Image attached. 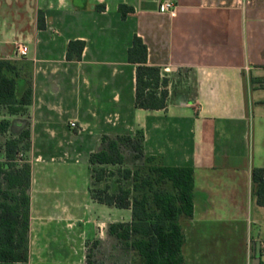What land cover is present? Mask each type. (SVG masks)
I'll use <instances>...</instances> for the list:
<instances>
[{"label":"crops","instance_id":"crops-1","mask_svg":"<svg viewBox=\"0 0 264 264\" xmlns=\"http://www.w3.org/2000/svg\"><path fill=\"white\" fill-rule=\"evenodd\" d=\"M164 1L0 0V60H27L17 96L32 87L26 115L0 112L11 121L0 142L31 133L30 257L0 264H87L91 230L120 250L109 233L118 222L91 220L81 209L84 202L118 209L92 198L89 158L103 136L138 130L145 157L194 170L184 264H253L258 244L264 264V207L251 179L253 168H264V0H169L174 10L161 13ZM123 4L134 8L126 18ZM135 35L148 65L168 79L193 73L194 97L173 95L169 82L165 109L136 106L137 65L128 60ZM78 40L82 59L70 61L69 44ZM19 43L28 46L25 58L16 55Z\"/></svg>","mask_w":264,"mask_h":264},{"label":"trees","instance_id":"trees-1","mask_svg":"<svg viewBox=\"0 0 264 264\" xmlns=\"http://www.w3.org/2000/svg\"><path fill=\"white\" fill-rule=\"evenodd\" d=\"M99 10L104 6L97 7ZM123 18L134 11L120 5ZM38 26L45 28L42 11ZM84 41H71L67 59H82ZM128 60L137 65L136 106L146 110L167 107L169 79L159 67L148 65V48L142 38L135 35L128 51ZM20 72L17 63L0 60V112L8 115H26L32 104L29 84L21 97L17 96ZM257 83L256 79H251ZM9 119L0 120V134L10 129ZM103 147L90 155L93 185L91 196L99 204L131 210L130 222L109 226V233L120 245L137 254L143 264H184L186 243L184 221L194 213V170L191 167H170L144 155V133L135 135L103 136ZM132 145L141 165L126 166L123 146ZM31 133L23 130L18 137H7L0 142V262L27 263L30 257V222L32 167L28 160ZM23 153L19 159L18 154ZM117 167L116 171L108 168ZM118 176L116 187L111 179ZM253 195L257 205L264 207V168L251 172ZM102 188H98L100 185ZM87 264H96L93 253L87 254Z\"/></svg>","mask_w":264,"mask_h":264},{"label":"rangeland","instance_id":"rangeland-1","mask_svg":"<svg viewBox=\"0 0 264 264\" xmlns=\"http://www.w3.org/2000/svg\"><path fill=\"white\" fill-rule=\"evenodd\" d=\"M17 64L18 70L26 69L24 65H29L27 60H19ZM20 65V66H19ZM170 89L174 94H184L186 98L194 97L195 95V85H194V76L193 73L189 70H182L179 73H170L169 77ZM123 153L126 156V166L133 168L136 165H141L143 160L137 161L135 159L136 154L133 153L132 145L126 144L123 146ZM2 157V156H0ZM109 171H116L117 167L108 168ZM118 176H115L111 179V185L115 188L116 180ZM101 184L98 188H102ZM84 206L81 209L84 216H88L91 220L99 221H117V222H130V212L128 210H118L110 209L98 204H89L84 202ZM87 204V205H86ZM93 226H91L92 229ZM93 231H90L89 239L85 243V250L88 253H93L94 261L96 264H143L137 254L131 250L125 249L124 246H121V249H118L117 243L113 244L112 240L109 238H102L103 240H98L99 238L93 236ZM95 232H98L95 231ZM101 239V238H100ZM102 243H101V242Z\"/></svg>","mask_w":264,"mask_h":264},{"label":"built area","instance_id":"built-area-1","mask_svg":"<svg viewBox=\"0 0 264 264\" xmlns=\"http://www.w3.org/2000/svg\"><path fill=\"white\" fill-rule=\"evenodd\" d=\"M174 8H175V5L173 4V2L167 0V1H164L163 3H161L160 12L161 13L172 12L174 10ZM15 51H16V55L19 56L20 58H25L29 54L28 46L25 44H22V43L16 44ZM69 126L71 128H76L77 124L75 122H70ZM23 156H24L23 153L18 154L19 159L23 158ZM263 258H264V249H263Z\"/></svg>","mask_w":264,"mask_h":264},{"label":"water","instance_id":"water-1","mask_svg":"<svg viewBox=\"0 0 264 264\" xmlns=\"http://www.w3.org/2000/svg\"><path fill=\"white\" fill-rule=\"evenodd\" d=\"M261 262V250H260V244L256 247V253L253 264H260Z\"/></svg>","mask_w":264,"mask_h":264}]
</instances>
